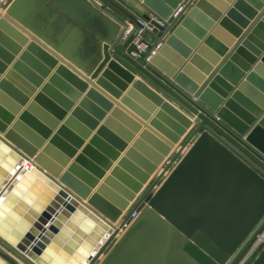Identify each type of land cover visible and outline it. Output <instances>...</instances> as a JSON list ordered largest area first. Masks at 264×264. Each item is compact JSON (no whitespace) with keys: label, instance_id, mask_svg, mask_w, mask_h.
Returning a JSON list of instances; mask_svg holds the SVG:
<instances>
[{"label":"water","instance_id":"95a60500","mask_svg":"<svg viewBox=\"0 0 264 264\" xmlns=\"http://www.w3.org/2000/svg\"><path fill=\"white\" fill-rule=\"evenodd\" d=\"M70 3L71 15L94 40L69 23L62 28L66 35L58 36L50 27L62 17L40 0H13L0 15V56L6 61L0 97L16 81L20 90L10 96H21L25 84L19 81L34 72L42 81L51 76L42 86L41 106L31 102L20 116L28 127L20 119L11 123L21 105L0 99L8 104L0 106L1 245L25 264H240L264 232V0ZM180 4L187 10L165 39L156 36L150 62L126 52L137 32L124 37L127 22L139 25L135 16L150 13L169 20ZM35 11L44 12L50 26L36 23ZM81 42L84 52H74ZM93 62L98 66L90 77L84 70ZM19 66L27 70L23 78L15 72ZM102 68V78L93 82ZM118 74L133 86L122 101L117 87L126 86ZM86 90L85 99L102 95L110 102L105 109L116 106L92 135L79 121V108L72 110ZM133 99L160 112L146 122L147 113ZM45 110L54 117L31 143L29 124ZM116 118L131 126L132 132L121 131L124 139L110 132ZM96 123L90 120L91 127ZM190 127L198 135L193 145L160 187L142 197L138 216L103 254ZM133 131L138 138L126 148ZM22 157L36 165L27 168ZM260 251L251 264H264V247ZM0 264L15 263L0 253Z\"/></svg>","mask_w":264,"mask_h":264},{"label":"crops","instance_id":"0c3cea01","mask_svg":"<svg viewBox=\"0 0 264 264\" xmlns=\"http://www.w3.org/2000/svg\"><path fill=\"white\" fill-rule=\"evenodd\" d=\"M13 0H0V15H4L5 12L7 11V9L9 8V4L12 2ZM43 1L44 4L49 7L53 13L56 12L58 13L59 16L62 17V19H60V24H58L57 27H54V24L50 27L52 30L56 31L58 36H65L66 34L62 32V28H66V24H70L71 26L75 25L78 26L79 29L85 33L87 36H89V38H91L92 40H94L95 38L93 37L91 31L89 32V30L87 29V27L85 26V24L81 23L78 19H76L74 16H72L71 14H74V6H72V4L70 3V0H40ZM62 4H65L67 11L69 10L70 14L64 10V7L62 6ZM191 5V4H190ZM44 12L41 11H35V21L38 24H46L47 26H50L49 24V19H47V15L43 14ZM153 14V13H151ZM46 15V16H45ZM45 16V17H44ZM66 23V24H65ZM64 26V27H63ZM67 31V29H66ZM152 34H146V37L148 39V42L151 43V45H156V36L158 37H163V39H165L169 34L165 33L163 31H159L158 29H152ZM75 48V49H74ZM74 52L78 50H80L81 52H84V48L82 47V42L81 43H77L73 46ZM97 63L93 62L91 63V71L90 70H84V73L89 75L90 77H92V75L95 74V71H97ZM3 66V65H2ZM60 63H57V65L55 66V68L59 67ZM55 68H53L52 70V74L55 72ZM104 68V67H103ZM103 68L101 69L102 71L97 75V77H95L93 79V82H95L98 77L102 78V72H103ZM51 74V75H52ZM119 75V74H118ZM50 77V76H49ZM119 77V79L125 83L126 88L121 89L118 88L117 86V90L119 91V96L117 97L118 101H122L123 99L127 98V94L129 92V89L132 86V82H127L124 77L122 76H117ZM49 79V78H48ZM47 79V80H48ZM135 79L137 80V77H135ZM70 92L73 93L77 92L76 89L72 86L69 85ZM89 87V86H88ZM88 90H86V92H83L79 98L78 101L76 103H74V107L72 110H75L76 108H79L77 111L78 113L80 112V114L83 116L84 120H80L82 125H84L85 127H87L90 131H91V135L94 134L97 130V128L102 125L106 118L109 117L111 115V113L113 112V110L116 108V106L113 104L111 107H108L107 109H105V107L103 105H105L107 103H110L105 97H103L101 95V99L98 98L97 96H88L85 99V96H87ZM142 96V95H140ZM84 98V104L85 106H83L82 104H79V101H81V99ZM132 103L135 104V106L137 107V110H139V112H146L147 113V119L146 122H151V120L153 119V117H156L157 114L160 112L159 107L155 108V110L153 112H150L149 109H147L145 104H142L139 101H136L135 99H133L131 101ZM80 105V106H79ZM149 110V111H148ZM136 114H138L137 112H135ZM103 115V117L99 118V115ZM90 120H97V123L94 127H91L90 125ZM116 124L113 125L112 127H110V132H112L113 134H115L116 136H118L120 139H124V133L127 131H131L132 129L130 125H127L123 120L116 118ZM169 129L172 130L173 127L171 125H168ZM143 129V127H141L140 131ZM118 130L117 133H115V131ZM138 130V129H137ZM123 131V132H121ZM139 131V130H138ZM139 131V132H140ZM194 131V128L190 127L188 128L182 135L180 141L178 143L174 144V147H172L170 154L168 156L165 157V159L163 160V162H161V164L156 168V171L153 173V175L151 176V178L149 179L148 183L144 185V189L141 193V195L139 196V198L136 201H133V203H138L142 201V197L149 193V191L154 192L156 191L160 185L166 180V177L169 176L171 174V172L174 170V168L176 167V165L182 160V158L186 155L187 151L190 149V147L193 145V143L195 142V140L197 139L198 135H191ZM135 133H132V139L127 141L128 144L126 146V148L130 147L133 143H135V141L138 138V133H136V131H133ZM88 139H86L85 143H87ZM124 152H121L120 156L114 161L113 166L117 163V161L124 155ZM109 173V171L107 172V174ZM135 219V218H133ZM119 218L116 219V221H118ZM130 223H133V220L128 221L126 224H122V226H120L119 229V233L114 237V239L110 242L109 246L107 249H105L103 251V254L109 249L111 248L114 243L116 242V240L120 237L121 233H123L130 225ZM115 224V223H114ZM116 225V224H115ZM122 228V230H121ZM264 232L262 233V235H260V240L258 239V241L256 242V244L250 249V252L247 254V256L240 262V264H251L252 261L258 256V254L261 252L260 250L264 247ZM262 238V239H261ZM103 256V255H101Z\"/></svg>","mask_w":264,"mask_h":264},{"label":"rangeland","instance_id":"374dc122","mask_svg":"<svg viewBox=\"0 0 264 264\" xmlns=\"http://www.w3.org/2000/svg\"><path fill=\"white\" fill-rule=\"evenodd\" d=\"M11 40H13L12 42L14 43L13 45L14 46H17L18 44V42L16 41V40H14V39H12L11 38ZM29 47H30V44H29ZM23 48H26V47H23ZM28 48V47H27ZM27 48L25 49L26 51H27ZM5 51V50H4ZM22 51V50H21ZM6 52L7 51H5V53H4V55L6 56ZM12 57H14V56H12ZM16 57L18 58V59H20V56L17 54L16 55ZM35 57H37V55L35 56ZM16 59V58H15ZM4 62H6V61H4V59L0 56V68H2L3 66H2V63H4ZM12 61L11 62H8V69L10 70V68H11V65H12ZM13 66V65H12ZM20 67V70L22 69V66H19ZM29 66H27L26 68H28ZM20 70H18V71H15V72H17V74H18V77H20V75H21V77L23 78L24 77V72H26L27 70H23L22 69V71H20ZM33 72V71H32ZM33 75L31 76V77H28V79H26L25 80V78L23 79V81L22 82H20L19 81V84H21V85H23V83L25 84V86H22L21 87V90H22V95L21 96H19L20 94H17L16 96H14V97H12V96H10V92L12 91V92H14L13 90L14 89H19L20 90V85L19 86H17L18 84H17V81H16V83H12V84H14L12 87H11V90L10 89H8V88H6L5 90L4 89H2V91L3 92H6L5 93V95H6V98H3V97H0V99H2V100H4V99H8V101H10L11 103L9 104L10 106L11 105H17V106H19V105H21V107H20V110H18V112L16 113V114H14L13 115V120H12V124L14 123V122H16V121H18L19 119H20V116H21V114L23 113V112H25V109L29 106V104L32 102V103H34L35 105H37V106H35V108L36 107H39V106H41L40 105V93H41V89H42V86L47 82V79L48 78H50V77H48V78H45V80H41V76L39 75V73L38 72H34V73H32ZM0 78H1V76H0ZM16 80H18V79H16ZM21 80V79H20ZM10 84L11 85V81H7V82H5V84ZM31 90H33L32 92H28V91H31ZM21 99H26V100H24V102H20V100ZM8 104H0V106H2V108H4L5 109V107H8L7 106ZM35 110V109H34ZM34 110H28V116L29 115H31V114H33L32 112H34ZM46 114V115H45ZM4 115V114H3ZM37 117V120L35 121V123L31 126V124H29L30 126H29V128H28V132H30L32 135H33V137H29L30 139H28V141H30L31 143L32 142H34L35 141V138H39V137H42V132H43V130L44 129H46V127H48L49 126V124H50V120H52V118L54 117V112L53 111H51V110H45L44 111V113H43V111L42 112H39V115L38 116H36ZM25 121L26 120H24V121H21V119L19 120V122H21V123H25ZM11 124V125H12ZM26 124V123H25ZM10 125V126H11ZM26 126L28 127V124H26ZM15 129V128H14ZM33 140V141H32ZM49 141V140H48ZM70 143V142H69ZM45 145L46 144H42L41 145V147H40V151H42L43 150V148L45 147ZM64 151H62V153H63ZM78 152H80V150H78ZM32 158V157H31ZM33 159V158H32ZM43 169H44V167L43 166H41ZM136 205V203L134 204V203H132V206L130 207V209L129 210H131L132 209V207L133 206H135ZM117 235V234H116ZM259 236V235H258ZM109 246V245H108ZM108 246L105 248V249H107L108 248ZM0 253L5 257V258H7L10 262H13V263H15V264H25L22 260H20L19 258H17V257H15L14 255H12L7 249H5L2 245H1V243H0Z\"/></svg>","mask_w":264,"mask_h":264},{"label":"built area","instance_id":"2783aa9c","mask_svg":"<svg viewBox=\"0 0 264 264\" xmlns=\"http://www.w3.org/2000/svg\"><path fill=\"white\" fill-rule=\"evenodd\" d=\"M188 6L185 4H180L176 10L170 15L169 20L160 19L154 14H149L147 18H140L135 16L136 20L139 22V25H134L131 22H127L128 28L124 32V37L127 36L128 32L131 29H136L137 32L134 38L128 44L126 52H128L134 59L138 61L150 62L151 57L155 53V50L158 48V44L151 45L148 42L146 34H152V29H156L154 23H156L159 27L163 28V32L169 33L180 21L181 16L185 13ZM139 214V204L136 203L135 206L132 207L131 210L124 215L123 221L126 224L128 221L133 220V218L137 217ZM264 240V237H262ZM260 240V235H259Z\"/></svg>","mask_w":264,"mask_h":264},{"label":"bare ground","instance_id":"6f19581e","mask_svg":"<svg viewBox=\"0 0 264 264\" xmlns=\"http://www.w3.org/2000/svg\"><path fill=\"white\" fill-rule=\"evenodd\" d=\"M1 118V117H0ZM2 135V134H1ZM3 136V135H2ZM34 159L32 158H25V157H22V160L20 161L22 163V165H25L27 168H30L31 165H36V163L33 161ZM120 218V217H119ZM119 221V220H118ZM115 222H112L113 226L116 227L115 224H117V221L116 223L114 224ZM122 230V228H121ZM262 239V238H261ZM99 248V247H98Z\"/></svg>","mask_w":264,"mask_h":264}]
</instances>
